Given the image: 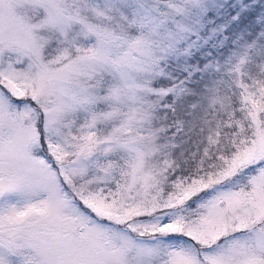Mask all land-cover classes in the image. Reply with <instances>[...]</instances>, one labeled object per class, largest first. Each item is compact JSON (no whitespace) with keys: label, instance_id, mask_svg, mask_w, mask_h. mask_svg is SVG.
Listing matches in <instances>:
<instances>
[{"label":"snow or ice","instance_id":"1","mask_svg":"<svg viewBox=\"0 0 264 264\" xmlns=\"http://www.w3.org/2000/svg\"><path fill=\"white\" fill-rule=\"evenodd\" d=\"M214 4L0 0V264H264V44Z\"/></svg>","mask_w":264,"mask_h":264},{"label":"trees","instance_id":"2","mask_svg":"<svg viewBox=\"0 0 264 264\" xmlns=\"http://www.w3.org/2000/svg\"><path fill=\"white\" fill-rule=\"evenodd\" d=\"M241 2L242 5H233L229 0L227 5L219 8L220 15L215 19L223 21L224 16H227L231 20L228 22L229 28L225 32L228 34L226 43L219 47L220 50H231L238 38H240V42L251 45L254 43L252 40L258 34L259 29L263 27L264 0H241ZM212 14L210 10L209 15ZM232 17H236V19L233 20Z\"/></svg>","mask_w":264,"mask_h":264},{"label":"rangeland","instance_id":"3","mask_svg":"<svg viewBox=\"0 0 264 264\" xmlns=\"http://www.w3.org/2000/svg\"><path fill=\"white\" fill-rule=\"evenodd\" d=\"M227 1L229 0H215V4L214 7L211 9V12L213 13L210 17L213 18L215 21V18L219 17L220 15V11L219 8H221L223 5H227ZM231 3L237 4V5H242L241 0H231ZM228 7V6H226ZM231 20H229V17L224 16L223 21H218L217 24L224 26L223 30L217 34H214L212 37V40L215 41V45H214V49H219L220 46H222L224 43H226V39H227V33L226 29L229 28V23ZM251 41V40H250ZM255 43H260V44H264V24L263 27H261L258 31V34L256 35V37L253 38L252 40ZM250 43V42H248ZM251 44V43H250ZM249 46V44H245L244 42H240V38H238L233 45V48L231 50H220L219 51L221 53L225 52V51H236V50H240L243 49L245 47Z\"/></svg>","mask_w":264,"mask_h":264}]
</instances>
